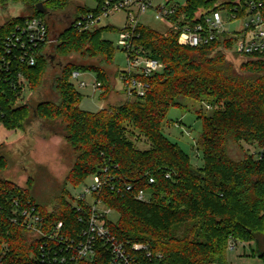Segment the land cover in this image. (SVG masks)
Instances as JSON below:
<instances>
[{
	"label": "trees",
	"instance_id": "obj_1",
	"mask_svg": "<svg viewBox=\"0 0 264 264\" xmlns=\"http://www.w3.org/2000/svg\"><path fill=\"white\" fill-rule=\"evenodd\" d=\"M24 1L30 13L10 17L0 25V122L8 130L25 129L36 121L51 127L66 141L73 164L64 182L54 183L48 198L36 192V176L41 173L30 176L26 187L0 176V264H51L43 260L41 249L50 240L24 224L23 209H37L44 234H51L63 222L62 232L77 236L84 225L67 185L78 186L105 167L113 179L100 196L118 213L110 229L121 241L148 243L153 254H163L161 260L153 256L142 264H227L230 236L255 241L264 259V53L245 55L247 59L237 67L226 53L233 49L235 38L226 33L197 47L178 42L181 28L202 21L205 13L224 9L228 16L234 13L236 19L243 18L250 1H255L262 3L264 14V0H187L176 5L165 31L140 22L136 45L165 67L148 76L138 75L149 85L144 95L95 112L80 107L82 96L71 76L73 71L94 72L102 83L100 97L105 99L111 90L108 69L115 48L103 38V31L123 28L81 29L75 25L79 16L98 13L105 0H96L92 8L77 5L70 24L55 35L54 51L60 56L77 53L84 61H69L60 71L49 73V54L43 44L37 49L35 65L23 63L15 69L14 63L6 70L1 65L7 36L31 17L45 19L47 12H41L35 0ZM53 1L54 9L61 10L70 3ZM47 25L51 33L50 22ZM99 56V64L87 62ZM18 69L24 76L21 83ZM48 81L53 90L47 94ZM24 87L34 92V99L20 100ZM55 91L59 101L52 99ZM180 98L212 110L198 112L202 166L193 165L190 155L164 133L167 113L172 106H182ZM141 137L148 142L145 149L136 145ZM242 142L255 145L256 152L235 159L230 146ZM7 163L1 154L0 166ZM112 184L118 188L111 189ZM140 189L150 193L148 201L136 198Z\"/></svg>",
	"mask_w": 264,
	"mask_h": 264
},
{
	"label": "built area",
	"instance_id": "obj_2",
	"mask_svg": "<svg viewBox=\"0 0 264 264\" xmlns=\"http://www.w3.org/2000/svg\"><path fill=\"white\" fill-rule=\"evenodd\" d=\"M155 1L105 0L98 13L81 14L75 22V25L81 29H88L99 25L103 16H109L118 10L127 12V20L120 32L118 46L126 52L127 65L122 71L121 78L128 97L144 95L149 87L148 83H145L138 75L148 76L162 71L165 67L162 61L151 56L147 50L135 43V39L138 37L136 27L141 22L140 16L150 9H154L155 15L161 20L171 23L170 17L174 14L176 6L160 0L156 4ZM261 6L262 3L250 1L244 25L234 31H229L225 27L222 10L205 13L202 21L195 25L185 24L181 28L178 42L181 45L197 47L210 43L226 33L228 37L235 38L233 49L227 52L232 51L242 56L264 53V14L260 9ZM229 18L236 20V15L234 13L229 15L228 20L232 21ZM55 43L56 38L51 36L47 21L41 17H31L5 39L1 68L8 70L9 65L14 63H17L15 69L23 63L35 65L39 46L45 44V49L48 52V47ZM82 74L83 72L73 71L72 76L79 77ZM23 80L24 76L19 70L18 82L21 83ZM79 84L82 87L87 85L84 80ZM101 85L102 83L97 79L93 84L96 88ZM1 112L0 106V114ZM0 124L2 125L1 122ZM110 175L108 167H105L101 174L92 175L91 182L85 185L82 193L74 196L79 220L84 225L77 236L64 234L62 232L63 222H59L52 229L51 234H44L41 229L42 217L37 209L33 206L23 209L24 224L34 234L44 235L45 238L56 244V247H52L50 241H45L42 244L43 260L45 258L51 264H142L143 259H151L153 256L160 260L163 259V254L159 252L153 254L148 243L121 241L110 229L112 219L109 218V214L113 210L104 203L100 196L103 188L113 179ZM153 181L154 179L151 178L150 182ZM125 184H127L126 181ZM115 188L118 187L112 184L111 189ZM131 188V185L127 186V190ZM149 195L147 190L140 189L136 198L140 201H148ZM242 242L244 241L230 236L227 250L237 248L238 244ZM262 260L264 263L263 258Z\"/></svg>",
	"mask_w": 264,
	"mask_h": 264
},
{
	"label": "rangeland",
	"instance_id": "obj_3",
	"mask_svg": "<svg viewBox=\"0 0 264 264\" xmlns=\"http://www.w3.org/2000/svg\"><path fill=\"white\" fill-rule=\"evenodd\" d=\"M167 1L162 0L164 3ZM186 1L170 0L175 6L183 5ZM39 2L45 4L47 12L44 18L47 22H50L52 28L51 36L54 38L59 31L70 24L72 14L76 10L77 5H84L91 8L97 5L96 0H70L66 8L61 10L59 8L54 9L55 1L53 0H35L33 3L38 4ZM155 2L157 4L159 0ZM30 11L28 4L24 0H0V25L10 17L27 15ZM222 15L225 21V27L229 31L241 28L246 21L245 17L229 21V16L226 11H222ZM126 20L127 12L125 10H118L109 16H103L99 26L113 25L120 29L125 26ZM140 21L160 31H165L170 27L168 21L161 20L155 15L154 9H150L147 13L142 14ZM103 38L112 41L115 48L113 65L112 68L109 67L108 69L110 74L108 77L112 88L107 97L102 99L100 97L102 88L93 86L97 79L94 72L85 71L79 77L71 76V81L82 96L80 107L90 112H95L110 105L118 106L124 104L128 98L122 80L119 76H116V69L121 72L127 65L126 52L118 47L120 32L116 29L104 30ZM226 53L228 59L237 67L240 66L242 61L247 59L246 56L238 55L232 51ZM48 54L51 64L49 73L54 69L57 72L60 71L62 66L69 61H84L77 53H72L67 56L56 54L54 44L48 47ZM100 59L101 57L99 56L89 59L87 62L91 61L92 63L99 64ZM83 80L87 83L84 87L79 84ZM47 84L48 94L53 90V87L50 85V81ZM33 94L34 92L29 87H26L22 92L21 99L24 101L34 99ZM52 99L59 101V95L56 91ZM179 102L182 106H172L167 113L164 133L170 140L177 142L190 155L193 165L196 167L202 166L203 157L202 151L200 150L202 146V119L198 117V112L201 109L206 114H209L212 110L192 99L180 98ZM55 131L53 132L51 127H47L37 121L28 125L25 129L18 128L17 130H6L5 128H1L0 125V136L5 134L6 138L3 140L0 138V155H4L8 160L7 164L0 166V176L26 187L30 176L41 173V178L40 175L39 178L36 176L37 180L39 179L36 188L37 195L44 198L50 197L55 190L54 183L56 181L64 182L73 164V158L71 157L70 149L67 147L66 141ZM135 132L138 133L137 131ZM128 136H131L130 133H128ZM131 137L133 138V136ZM136 145L140 149H145L148 147V142L144 137H141L140 140H137ZM256 149L257 147L255 145L242 142L241 145H231L230 154L235 159H240L246 152L255 153ZM91 180L92 175L78 186L68 183L67 189L73 196H76L83 192L85 185H88ZM109 218L115 221L118 218V213L113 210L109 214ZM226 260L227 264H264L255 241H244L238 244L237 248L228 249Z\"/></svg>",
	"mask_w": 264,
	"mask_h": 264
},
{
	"label": "crops",
	"instance_id": "obj_4",
	"mask_svg": "<svg viewBox=\"0 0 264 264\" xmlns=\"http://www.w3.org/2000/svg\"><path fill=\"white\" fill-rule=\"evenodd\" d=\"M160 1H162V0H160ZM167 3H172V2H170V0H168ZM173 5H175V4H173ZM222 11H225V10L223 9ZM200 13H201V12L199 11L198 14H200ZM209 13H210V12H209ZM3 23H4V22H3ZM3 23H2V24H3ZM116 71H118L117 74H116V76H119L120 79L122 80L121 75H122V71H123V70H122L121 72H119V70L116 69ZM116 76H115V77H116ZM122 83H123V81H122ZM123 87H124V83H123ZM111 88H112V87H111ZM124 89H125V87H124ZM125 91H126V89H125ZM126 95H127V91H126ZM127 97H128V96H127ZM0 125H1V124H0ZM1 128H5V127H4L3 125H1ZM5 129H6V128H5ZM6 130H7V129H6ZM0 138H1L2 140H3V139H6V138H5V134H2V135L0 136Z\"/></svg>",
	"mask_w": 264,
	"mask_h": 264
},
{
	"label": "water",
	"instance_id": "obj_5",
	"mask_svg": "<svg viewBox=\"0 0 264 264\" xmlns=\"http://www.w3.org/2000/svg\"><path fill=\"white\" fill-rule=\"evenodd\" d=\"M37 7H38V9H39L41 12H46V11H47V9L44 7V5H43L42 2H39V3L37 4Z\"/></svg>",
	"mask_w": 264,
	"mask_h": 264
}]
</instances>
